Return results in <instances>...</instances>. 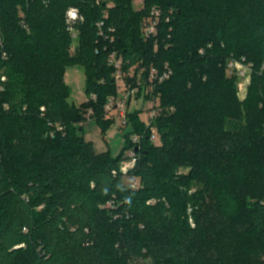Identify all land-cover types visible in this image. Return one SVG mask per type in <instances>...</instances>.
Segmentation results:
<instances>
[{"label":"trees","instance_id":"1","mask_svg":"<svg viewBox=\"0 0 264 264\" xmlns=\"http://www.w3.org/2000/svg\"><path fill=\"white\" fill-rule=\"evenodd\" d=\"M134 1L0 0V264H240L264 249V0ZM70 7L84 17L77 40ZM153 8L158 35L145 39ZM112 53L133 74L130 103L159 100V144L141 110L127 113L138 188L124 185V151L98 154L72 126L113 121ZM242 58L252 84L241 102L229 62ZM166 63L173 75L148 92L150 69ZM70 66L86 74L81 106Z\"/></svg>","mask_w":264,"mask_h":264},{"label":"rangeland","instance_id":"2","mask_svg":"<svg viewBox=\"0 0 264 264\" xmlns=\"http://www.w3.org/2000/svg\"><path fill=\"white\" fill-rule=\"evenodd\" d=\"M134 6L136 9H141L143 6L142 0H135ZM2 37L0 35V45H2ZM76 42L72 44L70 47V54H75ZM2 53V58H3ZM232 74L231 72H229ZM235 76L234 84L237 91V98L239 101H244L249 92V88L252 84V72H247L244 76H237L236 74H232ZM65 81L70 88V97L69 101L71 103L76 104L77 106H81L88 101V96L86 93L87 81H86V74L84 69L78 66H70L66 69L64 74ZM5 80L3 76L2 81ZM0 91H4V85L0 84ZM159 104L158 99L154 100H147L144 101L143 99L140 100H133L128 110L139 109L141 110V119L147 124L148 120L150 119V114L153 109L158 112L157 105ZM113 120L106 124L104 128L102 122L95 118L87 117L84 120H79L73 123V128L77 135L82 136L85 141L91 142L96 153H110L114 158L119 157V155L124 151L128 144V138L126 137L129 133L133 132L132 127L128 124H123V120L115 113L114 115H106L105 120ZM154 124V120L151 121V125ZM61 128V127H59ZM154 133L157 134V138L154 143L159 144L160 139L157 133V129H153ZM123 161L120 163L123 165L126 162H130L133 158V153L131 149H126L124 151ZM188 169H182V172H188ZM132 175H125L124 176V185L131 186L133 183L136 182V179H133ZM197 189V185L194 184L193 190ZM213 230H208V233ZM210 237L211 234L209 233ZM217 245L214 244V247ZM233 246V245H232ZM252 253L256 252L255 259H248L246 261L240 262V264H264V249L255 248L252 246ZM228 254L234 259L236 257H241V252L239 253V249L235 248V246L227 249ZM239 261V260H237Z\"/></svg>","mask_w":264,"mask_h":264},{"label":"built area","instance_id":"3","mask_svg":"<svg viewBox=\"0 0 264 264\" xmlns=\"http://www.w3.org/2000/svg\"><path fill=\"white\" fill-rule=\"evenodd\" d=\"M44 2H48L49 0H43ZM98 3L104 0H97ZM110 6V5H109ZM162 17V11L159 8H153L150 16H148L142 23V32L145 39H151L158 35L159 24ZM84 17L79 12L78 8L70 7L66 12V25L67 29L70 32L72 38L77 40L79 30L78 26L83 23ZM104 22L101 21L98 23V28L100 30V34H104L103 30ZM203 52V50H201ZM110 64L115 67V80L116 85L118 87V95L111 96L108 99V103L106 105V112L108 115H114L115 113L123 120V124L128 123V107L129 103L132 98L135 96L137 91V87H133L127 81V77H133V74H126L122 67L123 63L122 60L117 57L116 53H112L109 58ZM229 69L232 74H236L237 76H244L247 72H252V65L247 63L245 58L242 59H231L229 62ZM173 75V69L169 66L168 63L164 64L162 68L152 66L149 72L148 78V92L153 93L156 87L168 80ZM137 84H141L140 78L136 81ZM93 99H96V95H92ZM92 114V111H89V115ZM157 112L155 109L152 110L150 114V119L148 120L147 126L151 127L152 136L151 141L154 142L157 138V134L154 133V127L151 125V121L155 119ZM62 130L63 128H59ZM142 136L139 134H132L131 141L133 144H140ZM133 158L131 161L124 163L120 167V171L124 175H128L129 171L132 170L137 162L136 152L132 151ZM136 182L133 183L130 187L131 188H138L140 185L139 179L134 177Z\"/></svg>","mask_w":264,"mask_h":264},{"label":"water","instance_id":"4","mask_svg":"<svg viewBox=\"0 0 264 264\" xmlns=\"http://www.w3.org/2000/svg\"><path fill=\"white\" fill-rule=\"evenodd\" d=\"M137 150V149H136Z\"/></svg>","mask_w":264,"mask_h":264}]
</instances>
